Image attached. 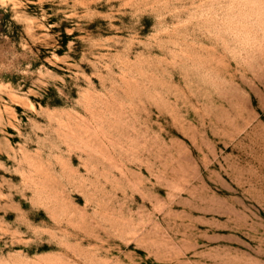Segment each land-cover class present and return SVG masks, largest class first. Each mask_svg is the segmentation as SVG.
Returning <instances> with one entry per match:
<instances>
[{"label": "rangeland", "instance_id": "rangeland-1", "mask_svg": "<svg viewBox=\"0 0 264 264\" xmlns=\"http://www.w3.org/2000/svg\"><path fill=\"white\" fill-rule=\"evenodd\" d=\"M0 264H264V0H0Z\"/></svg>", "mask_w": 264, "mask_h": 264}]
</instances>
